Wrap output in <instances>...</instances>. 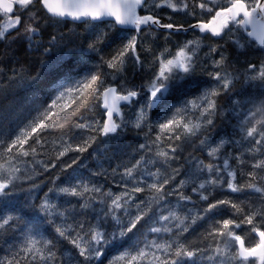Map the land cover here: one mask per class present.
<instances>
[{
    "label": "snow or ice",
    "instance_id": "6c2138e0",
    "mask_svg": "<svg viewBox=\"0 0 264 264\" xmlns=\"http://www.w3.org/2000/svg\"><path fill=\"white\" fill-rule=\"evenodd\" d=\"M161 9L184 13L192 17V22L187 26L173 23L171 15H161ZM0 14L3 15L0 41L9 37L12 40L23 37L31 43L41 34V24L49 22L80 23L93 30L98 24H105L124 33L122 42L109 58H101L110 72L97 70L75 80L66 75L57 83L55 97L39 118L15 138L0 140V198L14 195L16 182L23 177L18 166L24 162L22 158H35L40 154L38 146L44 147L40 130L55 128L66 136L64 129L68 126L70 129L95 133L74 143L62 136L54 159L58 161L69 152L83 154L98 138L103 137L107 142L118 136L126 124L121 105L136 102L146 91L147 100L140 107L133 124L140 129L148 118V111L163 100L173 82L195 73L198 52L205 40L218 41L228 37L237 49H256L264 53V0H0ZM165 19L169 22H164ZM156 29L166 30L165 40L181 31L192 30L198 35L178 46L174 53L165 47L154 56L153 62L158 67L146 85L141 88L134 85L129 87L123 79L126 64L129 59L134 65L143 64L139 52L142 38L155 35ZM129 32L133 34L129 36ZM107 36L106 32L97 34L88 43V48L99 51L97 46L103 44ZM58 43L57 36L52 35L48 45L43 48L44 53L51 52ZM221 48L219 43L209 45L206 54L218 57L211 60L213 71L206 73L216 82V86L206 89L183 107H176L157 125L159 132L151 141V145L156 146L157 159L141 156L130 167L126 166L121 175L125 180L123 192H104L101 187L82 181L48 189L49 193L78 198L82 201L79 204L82 210L92 206L97 194L105 198L99 201L106 207L95 218L96 223L76 221L54 224L56 235L72 246L66 255L58 256L54 240L33 235L38 231V226L27 223L22 245L11 256L0 259V264H103L102 257L109 246L123 244L125 238L131 239L129 234L135 235L140 231L144 226L142 222H146L153 210V204H159L173 195L178 201L192 203L193 207L187 208L183 215L169 210L167 215L158 217L157 222L162 226L148 229L150 233H164L169 238L159 242L156 239L145 240L143 247L138 246V240L110 259L109 264H201L202 261L208 264H264V100L258 105L254 104V110L249 109L241 116L238 124L240 139L221 137L207 151L209 162H197L198 172L207 173L204 179L197 183L190 177L174 184L179 169H172L171 173L161 170L165 165L171 167L170 162L178 158L176 153L180 145L177 141H187L197 136L205 126L214 124L217 97L231 92L237 82H241L242 87L243 84L258 82L255 86L264 92V56L259 63H247L241 72L229 64ZM143 51L151 53L152 48L144 47ZM60 60L63 58H58V63ZM118 75L121 80L112 83ZM69 80L70 83L67 82ZM237 95L240 93L237 92ZM233 103L236 108L243 107V102L239 100ZM188 105L198 115L187 116ZM97 108L103 110L102 119L90 120L85 116V113L95 114ZM151 130L149 128V132ZM206 139H201L200 143L205 144ZM162 141H169L167 148L170 151L160 147ZM245 142L247 155L231 151L230 146H241ZM151 145L141 144L139 147L151 152ZM247 157H251V163ZM77 159L64 167L71 168ZM230 159L239 166L238 170L230 164ZM157 163L160 167L155 171L148 167ZM43 167L48 171L55 168L56 163L44 164ZM142 168L144 171L141 172ZM238 176L243 182L238 180ZM27 179H32V176H27ZM190 180L193 184L191 191L197 194L198 201H193L192 196L182 190ZM36 186L33 184V187ZM218 189L236 195L212 198ZM141 193L148 195L145 199H138L137 194ZM245 193L247 195H243ZM47 195L45 193V197ZM198 203H201V207L196 206ZM132 207H135V213L130 210ZM38 210L46 217H65V212L57 211V205L47 198L41 201ZM225 210L230 211L231 215L217 219ZM206 218L211 222L197 242L182 239L193 225ZM109 219L115 222L111 231L104 226ZM21 222L23 217L15 212L0 213V230L5 233L14 230ZM48 222L53 223L51 219Z\"/></svg>",
    "mask_w": 264,
    "mask_h": 264
},
{
    "label": "trees",
    "instance_id": "16d2710c",
    "mask_svg": "<svg viewBox=\"0 0 264 264\" xmlns=\"http://www.w3.org/2000/svg\"><path fill=\"white\" fill-rule=\"evenodd\" d=\"M164 22H167V21L164 20ZM186 25L187 24H185V26ZM101 26H107V25L98 24L96 28L93 30L90 26L80 24V23H72V22H68L66 24L65 23L54 24L52 22L42 23L41 24V34L36 39L31 41V43L26 38H23V37L15 39V40H12L11 37H9L8 39L4 41H0V140H7L8 138H15L16 135L20 134L21 130L27 129L36 120V118H39L40 113L42 112L41 110H44L47 107V105L53 99V96L55 97V94H56L55 86L57 85L59 81L63 80L66 75L70 76L71 80H75V79L81 78L83 75L89 72H93L97 70H100L103 72H109V69H107L106 65L103 63V60L101 58L102 57L104 59L109 58L107 53H109V51H111L113 48L115 49L122 42L124 38V33L121 32L119 28L113 29L112 31L111 29L107 28L108 36H107L106 43L99 44L97 46L99 51H92L88 48V43L94 40L96 35L99 34V32L97 31L100 30L99 28H101ZM13 35H15V33H13ZM52 35L57 36L59 43L57 46H54L52 48L51 52L44 53L43 48L44 46L48 45V41ZM116 37H117V40L115 39ZM112 43H114V45ZM104 49L107 52L106 51L102 52V50ZM41 58H42V61L40 60ZM58 58H63V60H60L58 63ZM37 66H38V69H37ZM2 69H4L5 71ZM50 69L53 71H49ZM15 72L16 73L19 72L18 75ZM13 73L16 75H14ZM38 73L40 75L36 76L38 75ZM21 74H24V75L26 74V75L21 76ZM34 77L35 79H33ZM7 78L8 79L11 78L9 82ZM29 78H32L33 80L32 79L30 80ZM36 78L40 82H38ZM35 80H37L36 83H35ZM71 80L67 82L70 83ZM15 81L16 83L18 82L17 84L19 88H17V84L15 83ZM25 82H27V84H25ZM46 82L48 83V85L44 86V84H47ZM207 84L208 83L204 80V77H201V79L199 80V84H197L198 89L204 90L207 87ZM6 85L8 87H6ZM9 85L10 86L12 85V86L10 87ZM13 87L19 89L18 92H16L15 90L17 89ZM27 87H29L30 90L26 89ZM250 87L252 88L251 90H250ZM255 87H256L255 84H251V85L249 84L245 88L238 90L240 93V95H238V97H240L238 98V100L241 102L244 101L243 107H240L241 110H246V109L254 110L253 105L254 104L258 105L261 99L264 100L263 98L264 92H261L262 90H260L258 87L254 89L256 93L252 97L254 93L253 88ZM12 89H14L13 91L16 94L10 91ZM25 92L26 94L28 93L29 94L28 95L25 94L26 96L23 95V93ZM36 93H38L39 96ZM197 93H198V90L194 86V87H189L188 89L182 91L180 94L177 91H175L174 94H172L171 96H167L168 95L167 94L166 95L167 97H165L159 103L158 107L155 110L148 111V115H147L148 118L146 121H144L145 124L142 125L141 129L136 130L133 128H128L125 134L123 135V137L121 138V140H119L117 143L112 144L110 147L105 148L103 155H100V157L102 158L103 165L106 167L104 168L105 171L108 169L106 173L105 172L103 173L100 170H98L97 163L92 159L93 150L95 149L94 145L91 147L92 149L90 148L87 152L83 154L76 153V152H69L64 157H61L58 160L59 164L57 160L54 159L56 155V151H58L60 148L62 136H63V139L69 140V142L74 143L81 138H88L91 135H95V133H91L86 130H81V129H76V128L70 129L68 126H66L64 129V132L67 133L66 136L61 131L55 128L47 129V130H40V132L43 133L42 143L44 145L43 148H39L38 146V151L40 154L37 155L34 159L33 157L22 158L24 162H23V165L19 167L21 168V172L24 174H23L22 179L16 182L17 188L15 190L14 195L8 198L0 199V213L15 212L19 216L23 217V222L18 223L15 226L14 230H9L6 233L3 230H0V259H3L4 257H7V256H11L15 251L18 250L20 245H22L25 235L27 233V229L25 227V224L27 223H32L38 226V231L33 232L32 233L33 235H37V237L41 239L54 240V242L56 243V251H57L58 256L62 254L66 255L67 251L71 249L72 246L68 244L67 241L59 238L56 235L54 231V224H62L65 222L74 223L76 221H83L86 223H96L95 218L98 216L99 212H98L97 206H91L89 209L82 210L79 207V204L82 203V201H80L78 198L71 197V196H64L62 194H58L57 192L49 193L48 189L53 188V187L75 185L78 181H82L84 183L89 184L90 186L91 185L101 186L104 192H108L110 190L111 192L115 194H119L120 191L124 190L122 185L125 183V180L121 178V175L124 172V168L126 166L130 167L131 164L135 163V161L140 156L141 148L139 146L143 142V138L146 137L150 140H155V137L157 133L159 132L157 125L163 122L166 116L170 115L171 112L176 107H183L188 102V99L192 98L194 95H197ZM48 95L50 98L48 97ZM17 96L19 99L17 98ZM31 97L33 99H31ZM9 99H12V100H9ZM256 99L258 100V102L256 101ZM28 100L29 102L32 101V104L31 102L29 103ZM9 101L11 104L9 103ZM25 102H27L26 105H24ZM41 103H43L44 105ZM37 104L39 105V107ZM10 108L12 109L10 110ZM188 109L189 110L186 113V115L189 117H194L193 114H196V112L193 113L189 107ZM14 110H16L17 112ZM102 111H103L102 109L97 108L95 110V114L85 113V116L87 118H90V120L102 119ZM32 113H33V117L31 115ZM235 119L237 118H235V116L231 114L228 117L220 119L218 121L219 123L217 122V124L219 125L218 128L224 131V133L226 132L230 133L235 126L234 125ZM15 123L17 124L18 127L16 126ZM7 125L8 126L11 125V126L8 127ZM149 128L152 129L151 132H149ZM29 142L31 143V140ZM162 142L169 143V141H162ZM189 143H190L189 145L185 144L179 148L181 150V155H182V158H181L182 168H183V171L185 172L188 171V163L186 161L185 156H188L193 153V154H196V156L199 157V159H203L204 161H207V157H205L203 153L200 152V150H198L196 146V141H191ZM129 148L131 149L129 150ZM86 153H88V155ZM71 154L72 156L73 155L79 156L80 158L82 156L86 158L87 156L88 159L90 158L89 160L91 161V162L89 161V163L91 164L89 163L85 164L87 165V167L84 165L83 167H80L78 169V171L76 172L77 176L73 172L72 169L64 167L66 165L67 159L71 157ZM245 155L247 154L245 153ZM85 158L81 162L83 161L85 162L86 160ZM247 158L249 160V163H251V157H247ZM36 161H40L41 163H36ZM53 161L54 163H56V167L50 168L48 171H45L43 165L47 163L48 164L53 163ZM231 164L233 165V167L237 168L238 170L239 166L235 165L234 161H231ZM23 167H25L26 169L25 168L22 169ZM87 169H89L90 171ZM113 169H116L117 171L115 172L117 173L113 172ZM66 170L70 173H68ZM247 170H248V167L246 166L245 171ZM93 172H95V174ZM39 173L41 174L40 176H39ZM29 175L32 176V179H27V176ZM72 175L73 176L75 175V176L73 177ZM238 180H241V182H243V179L239 176H238ZM53 181H55V184H53ZM33 184L37 186L33 187ZM40 186H43V188H40ZM34 189H39L38 190L39 194L37 195V197L32 198L31 192ZM45 193L48 194L47 197H45ZM234 195L236 194H231L227 191H223V193H219L213 196L212 198H215V197L219 198L223 196H234ZM243 195H247V193ZM45 198L49 199L50 201H52L53 203L57 205V211H64L65 217L61 218L56 215H53L52 217H46L43 213L39 212L38 205ZM103 199H105L103 196H100L99 194H97V200L93 202L92 204H95V205L100 204L105 208L106 207L105 204L99 203V201ZM5 204H7V207H5ZM133 213H135V211ZM230 215H231V212L228 210H225L220 214V216H217L216 218L217 219L218 218H228ZM49 219H51L53 223H49L48 222ZM156 220L157 218L155 216H152V213H149V217L146 218V222H142L144 223V226L140 228V231L137 232L135 235L129 234V236H131V239L125 238V243L123 244L117 243L115 245L109 246L106 249L105 255L102 257L103 264H109L110 259L119 255L125 249L131 247L138 240L140 241L138 246L143 247V243L145 240L151 241L153 239H156L159 242V241H162L163 239H168L169 238L168 235H164V234L157 235L154 233H150L148 231L149 227L154 226V223ZM209 222L211 221L206 218L205 220L199 221V223H197V227L199 228V230H201L202 234L208 229ZM106 223L110 225L107 228L109 231H111L115 227V224H113L110 219ZM186 234L184 235V237H182V239L184 240L187 239ZM74 251L75 250L73 249V252Z\"/></svg>",
    "mask_w": 264,
    "mask_h": 264
},
{
    "label": "rangeland",
    "instance_id": "374dc122",
    "mask_svg": "<svg viewBox=\"0 0 264 264\" xmlns=\"http://www.w3.org/2000/svg\"><path fill=\"white\" fill-rule=\"evenodd\" d=\"M159 11H160L162 16L171 15L173 17L172 22L176 23V24H180V23L181 24H188V22L192 21V17H189V16L185 15L184 13H172L170 9H161ZM165 21L169 22L167 19H165ZM0 22L3 23V15L2 14H0ZM107 28L111 29V31L113 30L110 26H101V28H99L100 30L97 32L108 33ZM132 34L133 33H131V32L128 33L129 36ZM195 35L196 34H193V33L188 34V35L172 34L170 39L165 40L164 33L161 31L155 30V35H148L147 37H143L142 38V46L139 49V52H140L141 58L144 62L142 65H134L131 59L128 60V62L126 64V71L123 74V79L127 82V86L131 87L134 85L137 88H141L142 86L146 85V83L148 82V80H150L152 78L153 74L155 73V71L157 70V67H158V65L153 62L154 56L158 55L161 51H163V49L165 47L169 48L174 53L178 46L182 45L187 40L194 39ZM106 40L107 39H105L104 43H106ZM213 44L214 43H212L210 40L204 41L200 51L198 52L199 60H198L197 65H196L195 73L190 75V76H186L183 79H178V80L174 81L173 84L170 86V90H169L167 96H171L172 94H174L175 91H177L180 94L182 91L188 89L189 87L195 86L198 90V94L194 95L192 98L188 99V101H190V100H194L197 97H199L206 89H209L213 86H216V82L211 80V78L206 74L209 71H213V68L211 66V60L218 58L217 56H214V55H206L208 53L209 45H213ZM220 45L223 48V49L221 48V50L223 51L224 55L228 58L229 64L232 65L234 68L239 69L241 72L244 71L243 66H246L247 63H249V62L259 63L262 56H264V53H262L261 51L256 50V49H244V50L237 49V47L233 44V42H231L230 45L229 44L226 45L223 43H220ZM148 46H150L152 48L151 53H147V52L143 51V48L148 47ZM114 50L115 49L113 48L108 55L110 56ZM242 53H246V54H242ZM110 71L111 70H109V72ZM180 75L183 76L182 73ZM201 77H204V80L208 83L207 87L204 90L198 89V86H197V84H199V80L201 79ZM120 80H121V76L118 75L116 81H111V82L117 83ZM255 83H258V82H254L253 84H255ZM248 85L249 84H243V88H245ZM235 88L236 89H234V91L232 90L229 93H223L222 95H220L219 97L216 98V100H217V113L214 117V124L212 126H205L204 128H202L201 132L197 134V136L190 137L187 141L182 140V141L177 142V144H179L181 147L182 145H185V144L189 145L190 144L189 142H191V141H196V146H197L198 150H200V152H202L203 155L205 157H207V161H204L203 159H199V157H197L196 154L192 153L186 157V161L188 163V166H190V167H188V171L185 172V171H183V168H181L182 163H179V162H181L182 155H181V150L178 149V151L176 153V156L178 158L175 160H172L170 162L171 167H168L167 165H165L164 168L161 169L162 171H165L167 173H171V170L173 169V167H174V169H177V168L179 169V174L176 176V180L174 181V184L179 183L180 180L189 179L190 177L193 180H196L197 183L199 182V180L204 179L207 176V173L200 174L196 168V164L198 161H204V163L209 162L210 158L207 156L208 149L210 147L214 146V144L217 143L221 137H228V138L237 139V140L240 139V136L238 134L239 133L238 124H239V121L241 119V116L247 110H241V108L235 107L233 101H237L239 98L237 96V92H239L238 90L242 89L241 82H237L235 85ZM147 95H148L147 92L144 91L136 102H134L130 105H127L123 108V116H124V120L126 121V124H125V127L123 128V130L120 131L118 136H116L115 138H113L107 142L105 141V139L103 137H100L97 139L96 143L93 144L99 150H97L96 148L93 150L92 159L94 161H96V163H99L97 165V168L101 172H105V169H104L105 166L102 165L103 162H102V158L100 157V154L102 155L103 150L105 148H108L112 144L117 143L119 140H121V138L123 137V135L125 134V132L128 128L136 129L133 126V124L135 122L136 115H137L140 107L147 100ZM167 96L165 95V97H167ZM188 107L191 109V105H188ZM191 111L193 113L196 112V114H193L194 117L196 115H198L196 110L191 109ZM230 114L237 118V119H235V122H234L235 126L230 133L229 132L224 133L223 131H221L218 128L219 125L217 124V122L220 119H223V118L229 116ZM147 115H148V113H147ZM143 124H145V122H143L142 125ZM136 130H139V129H136ZM205 138H207L206 143L202 145L200 143V140L205 139ZM151 141L152 140L144 137L142 144L151 145ZM213 142H214V144H213ZM246 143L247 142H245V144L241 145V146H230L231 151L233 153H235L237 151L245 153ZM167 144L168 143L161 142L160 147L162 149H164L165 151H170L167 148ZM100 146H102V147H100ZM151 147H152L151 152L147 151V149H140L141 153L142 152L143 153L142 154L140 153V156L138 157L137 160H139L141 158V156H144L147 159L156 160L157 159V157L155 156L156 146L151 145ZM234 148H235V150H234ZM95 153L97 155H95ZM96 157H98L99 159ZM73 159H77V163L73 165L75 167V169L73 166L71 167L72 170H76V171H73L74 173H76L78 171L79 167H83L82 165H85V163L86 164L89 163L88 159H86L85 162H79V161H82L84 158H80L79 156H75V157L71 156V158L67 159L68 162H66V165L71 164ZM95 159H97V160H95ZM188 159H189V161H188ZM231 161L232 160L230 159V164H231ZM217 163H219V161H217ZM22 165H23V163L18 164V166H22ZM177 165H178V167H177ZM99 166H101V167H99ZM148 167L152 171H155L157 167H160V164L159 163H157L155 165L150 164V165H148ZM24 168L25 167H23L22 169H24ZM140 171L142 172V171H144V169L142 168ZM192 186H193V184L190 180L188 185L182 190L184 191V193L186 195H191L193 198V201H198L197 194L193 193L191 191ZM98 187H101V186H98ZM38 190L39 189H34L31 192L32 198L37 197V195L39 194ZM123 191H120V193ZM223 191H225V190H219L218 189L217 191H215L213 193V196H215L219 193H223ZM137 195H138V199H145L148 194L147 193H141V194H137ZM0 199H2V198H0ZM92 206H97L99 214H101V209L104 208L100 204L99 205L92 204ZM196 206L201 207V203H198ZM192 207H193L192 203L178 201V198L175 195H173V196L167 197L164 201H161L159 204H153V206H152L153 210L150 213H152V216H155L158 220V217L160 215H167L169 210L176 211L178 214L183 215V214H185L187 208H192ZM130 210L132 212L136 211L135 207H132ZM157 220L155 221L154 226H157V227L162 226V224L158 223ZM112 223L115 224L114 221H112ZM198 223H199V221H198ZM104 226H105V228H108L110 225L105 223ZM197 228H198L197 224L192 226V228L186 234V236H187L186 241L197 242L201 238L202 232H201V230H199V228L198 229ZM161 234H164V233H161ZM164 235H167V234H164ZM201 246H203V245H201ZM201 264H208V262L202 261Z\"/></svg>",
    "mask_w": 264,
    "mask_h": 264
},
{
    "label": "bare ground",
    "instance_id": "6f19581e",
    "mask_svg": "<svg viewBox=\"0 0 264 264\" xmlns=\"http://www.w3.org/2000/svg\"><path fill=\"white\" fill-rule=\"evenodd\" d=\"M190 22H192V21H190ZM185 23H186V22H185ZM188 23H189V22H188ZM180 24H181V23H180ZM191 34H192V33H191ZM193 34H194V33H193ZM195 36H196V35H195ZM113 37H114V36H113ZM119 37H120V36H119ZM90 39H91V38H90ZM106 39H107V38H106ZM110 39H111V38H110ZM115 39L117 40V37H116ZM109 42H110V41H109ZM113 42H114V40H113ZM110 43H111V42H110ZM112 44L114 45V43H112ZM13 45H14V44H13ZM107 46H109V45H107ZM12 47H13V46H12ZM12 47H11V48H12ZM111 47H112V46H111ZM111 47H110V48H111ZM102 48H103V47H102ZM104 48H105V47H104ZM222 49H223V48H222ZM104 51H106V50H105V49L102 50V52H104ZM225 51H226V50H225ZM106 52H107V51H106ZM109 53H110V51H109ZM109 53H107V54H109ZM105 54H106V53H105ZM108 56H109V55H108ZM30 60H31V59H30ZM40 60L42 61V58H41ZM44 60H45V59H44ZM38 62H39V61H38ZM33 63H34V62H33ZM36 64H37V63H36ZM40 64H41V63H40ZM38 65H39V64H38ZM241 65H242V64H241ZM27 66H28V65H27ZM39 66H40V65H39ZM10 67H11V65H10ZM10 67H9V68H10ZM12 67H13V66H12ZM23 67H24V66H23ZM33 67H34V65H33ZM40 67H41V66H40ZM25 68H26V67H25ZM31 68H32V67H31ZM44 68H45V66H44ZM44 68H43V69H44ZM4 69H5V68H4ZM4 69H2V70H4ZM10 69H11V68H10ZM37 69H38V66H37ZM39 69H40V68H39ZM5 70H6V69H5ZM5 70H4V71H5ZM32 70H33V69H32ZM18 71H19V70H18ZM38 71H39V70H38ZM49 71H53V70L50 69ZM49 71H48V72H49ZM54 71H55V70H54ZM28 72H29V71H28ZM9 73H10V72H9ZM15 73H16V72H15ZM18 73H19V72H18ZM18 73H16V74L18 75ZM21 73H23V72H21ZM24 73H25V72H24ZM26 73H27V72H26ZM55 73H56V72H55ZM59 73H60V72H59ZM6 74H7V73H6ZM13 74H14V73H13ZM16 74H14V75H16ZM28 74H29V73H28ZM35 74H36V73H35ZM42 74H43V73H42ZM48 74H49V73H48ZM48 74H47V75H48ZM19 75H20V74H19ZM22 75H24V74H21V76H22ZM25 75H26V74H25ZM25 75H24V76H25ZM39 75H40V74L38 73V75H36V76H39ZM44 75H45V74H44ZM60 75H61V74H60ZM60 75H59V76H60ZM27 77H28V76H27ZM46 77H47V76H46ZM49 77H50V76H49ZM56 77H58V76H56ZM15 78H16V77H15ZM17 78H18V77H17ZM50 78H51V77H50ZM50 78H49V79H50ZM7 79H8V78H7ZM10 79H11V78H10ZM10 79H8V82H9ZM19 79H20V78H19ZM26 79H27V78H26ZM29 79L31 80L32 78H29ZM29 79H28V81H29ZM33 79H35V77H34ZM33 79H32V80H33ZM36 79H37V78H36ZM39 79H40V78H39ZM12 80H13V79H12ZM21 80H22V79H21ZM23 80H24V78H23ZM23 80H22V81H23ZM37 80H38V79H37ZM37 80H35V83H36ZM44 80H45V79H44ZM28 81H27V82H28ZM46 81H47V80H46ZM48 81H49V80H48ZM58 81H59V80H58ZM58 81H57V82H58ZM18 82H19V80H18ZM18 82H17V83H18ZM23 82H24V81H23ZM27 82H25V84H27ZM38 82H40V81L38 80ZM41 82H42V81H41ZM51 82H52V81H51ZM135 82H136V81H135ZM12 83H13V82H12ZM15 83H16V81H15ZM17 83H16V84H17ZM20 83H21V82H20ZM28 83H29V82H28ZM35 83H34V84H35ZM46 83H47V82H46ZM54 83H55V82H54ZM8 84H9V83H8ZM29 84H30V83H29ZM38 84H39V83H38ZM49 84H50V83H49ZM19 85H20V84H19ZM35 85H36V84H35ZM42 85H43V84H42ZM45 85H48V83H47V84H44V86H45ZM54 85H55V84H54ZM250 85H251V84H250ZM9 86H10V85H9ZM11 86H12V85H11ZM11 86H10V87H11ZM25 86H26V85H25ZM25 86H23V87H25ZM52 86H53V85H52ZM6 87H8V86L6 85ZM6 87H5V88H6ZM23 87H22V88H23ZM55 87H56V86H55ZM13 88H15V87H13ZM17 88H19V87H18V84H17ZM17 88H15V89H17ZM31 88H33V87H31ZM46 88H47V87H46ZM53 88H54V87H53ZM53 88H52V89H53ZM242 88H243V87H242ZM7 89H8V88H7ZM26 89L30 90L29 87H27ZM41 89H42V88H41ZM185 89H186V88H185ZM251 89H252V88L250 87V90H251ZM254 89H256V87L253 88V90H254ZM8 90H9V89H8ZM8 90H7V91H8ZM13 90H14V89H12V90H10V91L14 92ZM18 90H19V89L15 90V91L18 92ZM44 90H45V89H44ZM253 90H252V91H253ZM7 91H5V92H7ZM21 91H22V89H21ZM21 91H20V92H21ZM34 91H36V90H34ZM34 91H33V92H34ZM45 91H46V90H45ZM246 91H248V90H246ZM258 91H259V90H258ZM27 92H28V91H27ZM249 92H251V91H249ZM259 92H260V91H259ZM261 92H262V91H261ZM8 93H10V92H8ZM8 93H7V94H8ZM14 93H15V92H14ZM252 93H253V92H252ZM255 93H256V92H255V90H254V93H253L252 97L254 96ZM5 94H6V93H5ZM15 94H16V93H15ZM25 94H26V92L23 93V95H25ZM28 94H29V93H28ZM28 94H26V95H28ZM36 94H38V93H36ZM41 94H42V93H41ZM54 94H55V93H54ZM197 94H198V93H197ZM235 94H236V93H235ZM241 94H242V93H241ZM19 95H20V94H19ZM21 95H22V94H21ZM23 95H22V96H23ZM26 95H25V96H26ZM233 95H234V94H233ZM248 95H249V94H248ZM250 95H251V93H250ZM257 95H258V94H257ZM257 95H256V96H257ZM4 96H5V95H4ZM7 96H8V95H7ZM11 96H12V95H11ZM11 96H10V97H11ZM25 96H24V97H25ZM29 96H30V95H29ZM33 96H34V95H33ZM38 96H39V94H38ZM38 96H37V97H38ZM237 96H238V95H237ZM243 96H244V95H243ZM258 96H259V95H258ZM5 97H6V96H5ZM46 97H47V96H46ZM48 97H49V95H48ZM51 97H52V96H51ZM249 97H250V96H249ZM8 98H9V97H8ZM17 98H18V96H17ZM29 98H30V97H29ZM49 98H50V97H49ZM53 98H54V96H53ZM239 98H240V97H239ZM255 98H256V97H255ZM258 98H259V97H258ZM263 98H264V97H263ZM6 99H7V98H6ZM6 99H5V100H6ZM12 99H13V98H12ZM12 99H9V100H12ZM18 99H19V98H18ZM20 99H21V98H20ZM27 99H28V98H27ZM31 99H33V98L31 97ZM46 99H47V98H46ZM241 99H242V98H241ZM244 99H245V98H244ZM260 99H261V98H260ZM3 100H4V99H3ZM24 100H25V99H24ZM252 100H253V98H252ZM261 100H262V99H261ZM14 101H16V100H14ZM25 101H26V100H25ZM42 101H43V100H42ZM256 101L258 102L257 99H256ZM256 101H255V102H256ZM28 102H29V100H28ZM30 102H31V104H32V101H30ZM30 102H29V103H30ZM34 102H35V101H34ZM243 102H244V101H243ZM9 103H10V101H9ZM21 103H22V102H21ZM21 103H19V104H21ZM26 103H27V102H25L24 105H26ZM249 103H251V102H249ZM10 104H11V103H10ZM12 104H14V103H12ZM19 104H18V105H19ZM22 104H23V103H22ZM35 104H36V103H35ZM41 104H43V103H41ZM220 104H221V103H220ZM228 104H229V103H228ZM37 105H38V104H37ZM43 105H44V104H43ZM9 106H10V105H9ZM11 106H12V105H11ZM20 106H22V105H20ZM27 106H29V105H27ZM35 107H37V106H35ZM38 107H39V105H38ZM247 107H248V106H247ZM30 108H31V107H30ZM33 108H34V107H33ZM40 108H41V107H40ZM11 109H12V108H10V110H11ZM15 109H16V108H15ZM246 110H247V109H246ZM14 111H16V110H14ZM18 111H19V110H18ZM41 111L43 112V110H41ZM12 112H13V111H12ZM16 112H17V111H16ZM33 113H34V112H33ZM33 113L31 114L32 117H33ZM37 113H38V112H37ZM37 113H36V114H37ZM38 114H39V113H38ZM239 116H240V115H239ZM227 117H228V116H227ZM28 118H29V117H28ZM28 118H27V119H28ZM235 118H236V117H235ZM36 119H37V118H36ZM88 119H90V118H88ZM226 119H228V118H226ZM22 120H23V119H22ZM14 121H15V119H14ZM25 121H26V120H25ZM23 122H24V121H23ZM18 123H19V121H18ZM218 123H219V122H218ZM228 123H229V122H228ZM10 124H11V123H10ZM15 124H16V123H15ZM27 124H28V123H27ZM29 124H30V123H29ZM7 126H8V125H7ZM9 126H11V125H9ZM9 126H8V127H9ZM16 126H17V124H16ZM8 127H7V128H8ZM17 127H18V126H17ZM223 128H224V126H223ZM9 129H10V128H9ZM230 130H231V128H230ZM221 131H222V130H221ZM19 132H20V131H19ZM223 132H224V131H223ZM226 133H227V132H226ZM87 134H88V133H87ZM88 135H89V134H88ZM134 136H135V135H134ZM134 139H135V138H134ZM139 139H140V138H139ZM132 140H133V139H132ZM129 141H131V140H129ZM136 141H137V140H136ZM140 142H141V140H140ZM128 143H130V142H128ZM133 143H134V142H133ZM141 144H142V143H141ZM213 144H214V142H213ZM128 145H129V144H128ZM94 146H95V145H94ZM132 146H133V145H132ZM135 146H136V144H135ZM100 147H102V146H100ZM129 147H130V146H129ZM95 148H96V146H95ZM127 148H128V147H127ZM91 149H92V148H91ZM96 149L99 150L98 148H96ZM102 149H103V148H102ZM130 149H131V148H129V150H130ZM201 149H202V148H201ZM205 149H206V148H205ZM234 150H235V148H234ZM243 150H244V149H243ZM101 151H102V150H101ZM104 151H105V150H103V152H104ZM131 151H133V150H131ZM192 151H193V150H192ZM133 152H135V151H133ZM142 153H143V152H142ZM142 153H141V154H142ZM245 153H246V152H245ZM86 154L88 155V153H86ZM138 154H139V153H138ZM78 155H79V154H78ZM95 155H97V154L95 153ZM100 155H101V154H100ZM102 155H103V153H102ZM198 155H199V154H198ZM71 156H72V154H71ZM73 156H74V155H73ZM69 157H70V156H69ZM74 157H75V156H74ZM82 157H84V156H82ZM82 157H81V158H82ZM185 157H187V156H185ZM37 158H38V157H37ZM66 158H67V157H66ZM70 158H71V157H70ZM84 158H85V157H84ZM96 158H98V157H96ZM33 159H34V158H33ZM85 159H88V157L86 156ZM89 159H90V158H89ZM89 159H88V162L90 161ZM98 159H99V158H98ZM63 160H64V159H63ZM83 160H84V159H83ZM95 160H97V159H95ZM28 161H29V159H28ZM50 161H51V160H50ZM64 161H65V160H64ZM182 161H183V160H182ZM188 161H189V159H188ZM53 162H54V161H53ZM55 162H56V161H55ZM57 162H58V161H57ZM66 162H68V161H66ZM79 162H81V161H79ZM83 162H84V161H83ZM90 162H91V161H90ZM95 162H96V161H95ZM69 163H70V162H69ZM179 163H181V162H179ZM179 163H178V164H179ZM26 164H27V163H26ZM26 164H25V165H26ZM47 164H48V163H47ZM58 164H59V162H58ZM64 164H65V163H64ZM85 164H86V163H85ZM89 164H91V163H89ZM98 164H99V163H97V165H98ZM30 165H31V164H30ZM42 165H43V164H42ZM62 165H63V164H62ZM102 165H103V164H102ZM27 166H28V165H27ZM72 166H73V165H72ZM78 166H79V165H78ZM82 166H84V165H82ZM85 166L87 167V165H85ZM92 166H93V165H92ZM175 166H176V165H175ZM30 167H32V166H30ZM73 167H74V166H73ZM99 167H101V166H99ZM102 167H103V166H102ZM177 167H178V165H177ZM188 167H190V166H188ZM35 168H36V167H35ZM57 168H58V167H57ZM79 168H80V167H79ZM84 168H85V167H84ZM89 168H91V167H89ZM104 168H105V167H104ZM181 168H182V167H181ZM25 169H26V168H25ZM40 169H41V168H40ZM70 169H71V168H70ZM74 169H75V167H74ZM99 169H100V168H99ZM120 169H121V168H120ZM170 169H171V168H170ZM173 169H174V167H173ZM177 169H178V168H177ZM37 170H38V169H37ZM56 170H57V169H56ZM83 170H84V169H83ZM87 170H89V169H87ZM52 171H53V170H52ZM59 171H60V170H59ZM66 171H67V170H66ZM73 171H76V170H73ZM81 171H82V170H81ZM89 171H90V170H89ZM106 171H108V169H107ZM106 171H105V173H106ZM116 171H117V170H116ZM119 171H120V170H119ZM35 172H36V171H35ZM37 172H38V171H37ZM67 172H68V171H67ZM84 172H86V171H84ZM91 172H92V171H91ZM40 173H41V172H40ZM40 173H39V176L42 174V173H41V174H40ZM68 173H70V172H68ZM81 173H82V172H81ZM93 173L95 174V172H93ZM103 173H104V172H103ZM115 173H117V172H115ZM194 173H195V172H194ZM23 174H24V173H23ZM28 174H29V173H28ZM30 174H31V173H30ZM37 174H38V173H37ZM37 174H36V175H37ZM75 174H76V173H75ZM36 175H35V176H36ZM81 175H82V174H81ZM72 176H73V175H72ZM74 176H75V175H74ZM74 176H73V177H74ZM76 176H77V174H76ZM41 177H42V176H41ZM85 177H86V175H85ZM44 178H45V177H44ZM44 178H43V179H44ZM82 178H83V176H82ZM43 179H42V180H43ZM79 179H80V178H79ZM44 180H45V179H44ZM84 180H85V179H84ZM45 183H46V182H45ZM46 186H47V184H46ZM40 188H43V186H40ZM37 192H38V191H37ZM33 195H34V194H33ZM34 197H35V196H34ZM215 198H216V197H215ZM217 198H218V197H217ZM222 216H223V215H222ZM227 216H228V215H227ZM218 219H219V218H218ZM209 223H210V222H209ZM197 229H198V228H197ZM202 229H203V228H202ZM204 231H205V230H204ZM201 235H202V234H201Z\"/></svg>",
    "mask_w": 264,
    "mask_h": 264
},
{
    "label": "flooded vegetation",
    "instance_id": "af4514ba",
    "mask_svg": "<svg viewBox=\"0 0 264 264\" xmlns=\"http://www.w3.org/2000/svg\"><path fill=\"white\" fill-rule=\"evenodd\" d=\"M1 23V22H0ZM192 33H194V34H196V35H198V33H196V32H192ZM188 34H191V33H187V35ZM184 35H186V34H184ZM207 40H210L212 43H214V44H216V43H223V44H226V45H230L231 44V40L228 38V37H225L224 39H222V40H211V39H207Z\"/></svg>",
    "mask_w": 264,
    "mask_h": 264
},
{
    "label": "water",
    "instance_id": "95a60500",
    "mask_svg": "<svg viewBox=\"0 0 264 264\" xmlns=\"http://www.w3.org/2000/svg\"><path fill=\"white\" fill-rule=\"evenodd\" d=\"M157 30H159V31H162V32H165L166 30H160V29H157ZM192 30H188V31H181V32H176V33H173V34H180V33H182V34H186V33H188V32H191ZM123 104L121 105V107L123 108ZM157 107V106H156ZM156 107L155 108H153V110H155L156 109Z\"/></svg>",
    "mask_w": 264,
    "mask_h": 264
}]
</instances>
